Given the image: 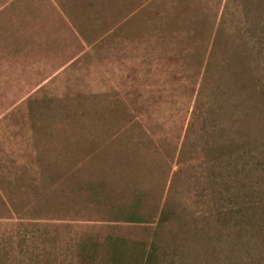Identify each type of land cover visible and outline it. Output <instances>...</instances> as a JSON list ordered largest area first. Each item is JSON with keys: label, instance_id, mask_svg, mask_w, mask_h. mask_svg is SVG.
I'll return each mask as SVG.
<instances>
[{"label": "rangeland", "instance_id": "1", "mask_svg": "<svg viewBox=\"0 0 264 264\" xmlns=\"http://www.w3.org/2000/svg\"><path fill=\"white\" fill-rule=\"evenodd\" d=\"M0 264H264V0H0Z\"/></svg>", "mask_w": 264, "mask_h": 264}]
</instances>
